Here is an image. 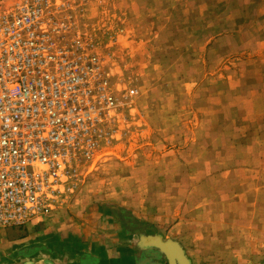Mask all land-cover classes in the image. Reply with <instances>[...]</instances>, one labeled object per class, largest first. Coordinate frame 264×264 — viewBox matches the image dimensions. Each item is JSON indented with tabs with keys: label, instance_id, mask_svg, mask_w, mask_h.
<instances>
[{
	"label": "rangeland",
	"instance_id": "rangeland-1",
	"mask_svg": "<svg viewBox=\"0 0 264 264\" xmlns=\"http://www.w3.org/2000/svg\"><path fill=\"white\" fill-rule=\"evenodd\" d=\"M62 2L119 106L35 223L116 204L190 264H264V0Z\"/></svg>",
	"mask_w": 264,
	"mask_h": 264
},
{
	"label": "built area",
	"instance_id": "built-area-1",
	"mask_svg": "<svg viewBox=\"0 0 264 264\" xmlns=\"http://www.w3.org/2000/svg\"><path fill=\"white\" fill-rule=\"evenodd\" d=\"M70 9L61 0L0 9V229L42 220L63 202L75 163L90 158L118 110Z\"/></svg>",
	"mask_w": 264,
	"mask_h": 264
},
{
	"label": "crops",
	"instance_id": "crops-1",
	"mask_svg": "<svg viewBox=\"0 0 264 264\" xmlns=\"http://www.w3.org/2000/svg\"><path fill=\"white\" fill-rule=\"evenodd\" d=\"M106 206L81 223L49 216L39 224L0 229V264H168L157 238L136 235L129 212Z\"/></svg>",
	"mask_w": 264,
	"mask_h": 264
},
{
	"label": "water",
	"instance_id": "water-1",
	"mask_svg": "<svg viewBox=\"0 0 264 264\" xmlns=\"http://www.w3.org/2000/svg\"><path fill=\"white\" fill-rule=\"evenodd\" d=\"M154 244L166 257L168 264H190L184 251L177 244L172 242H162L160 239H157Z\"/></svg>",
	"mask_w": 264,
	"mask_h": 264
}]
</instances>
